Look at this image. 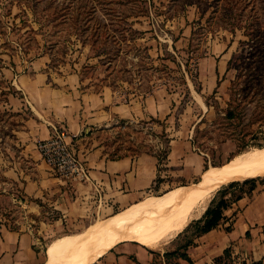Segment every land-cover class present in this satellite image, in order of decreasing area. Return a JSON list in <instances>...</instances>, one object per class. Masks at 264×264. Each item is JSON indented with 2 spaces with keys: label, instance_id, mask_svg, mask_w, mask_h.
I'll use <instances>...</instances> for the list:
<instances>
[{
  "label": "rangeland",
  "instance_id": "rangeland-1",
  "mask_svg": "<svg viewBox=\"0 0 264 264\" xmlns=\"http://www.w3.org/2000/svg\"><path fill=\"white\" fill-rule=\"evenodd\" d=\"M209 57L225 62L214 86L209 85L206 71ZM36 63L60 72H79L89 86H109L122 99H141L159 88L173 97L164 118L120 120L90 133L91 143L111 157L143 151L157 154L162 164L157 185L141 201L201 178L164 177L166 151L173 138L189 135L195 152L205 158L204 168L264 146V0H0V216L11 227L24 224L39 229L43 258L54 239L78 234L127 207L41 231L43 215L27 213L24 199L7 184V168L31 167L15 133L24 112L11 106L20 93L9 72L20 73ZM261 181L264 175L238 177L216 190L205 210L222 197L230 206ZM205 210L154 247L132 242L150 253L155 264H181V258L166 255L183 251L180 247L191 239L195 242L194 221ZM45 216L59 218L55 212ZM231 218L225 225L220 222L226 231L233 225ZM227 248L231 255L226 264H264V258L247 259ZM107 254L93 264H116L104 259Z\"/></svg>",
  "mask_w": 264,
  "mask_h": 264
},
{
  "label": "crops",
  "instance_id": "crops-1",
  "mask_svg": "<svg viewBox=\"0 0 264 264\" xmlns=\"http://www.w3.org/2000/svg\"><path fill=\"white\" fill-rule=\"evenodd\" d=\"M223 63L220 58H205L209 85L217 83ZM9 74L12 85L20 93L19 101L11 106L17 112H24L22 124L15 133L21 147H25L31 167L24 171L13 164L5 170L4 177L24 199L21 201L27 213L43 215L41 231L44 227L68 226L89 214L128 208L154 189L162 165L157 154L143 151L111 157L102 146L91 143L90 133L120 120L164 118L174 100L166 91L159 88L141 99H122L109 86H89L79 72H60L37 63L23 72ZM53 127L67 130V141L78 151L87 169L86 179L67 182L41 159L36 143L48 138ZM165 162V178L188 181L205 170V158L195 152L189 135L170 140ZM52 212L59 218L50 220L45 216ZM224 216V225L233 218L231 229L226 231L220 223L197 237L187 250L193 264H209L227 247L247 259H263L264 181L257 182L249 195L226 208ZM39 234V229L24 224L11 227L0 216V264H43L45 258L39 250ZM120 243L108 250V257L104 259H112L116 264H155L151 254L136 243ZM181 264L190 263L181 259Z\"/></svg>",
  "mask_w": 264,
  "mask_h": 264
},
{
  "label": "bare ground",
  "instance_id": "bare-ground-1",
  "mask_svg": "<svg viewBox=\"0 0 264 264\" xmlns=\"http://www.w3.org/2000/svg\"><path fill=\"white\" fill-rule=\"evenodd\" d=\"M258 175H264V146L206 168L196 182L139 201L78 234L54 239L45 249L43 264H93L121 241L154 247L187 226L191 216L201 215L221 186L238 177Z\"/></svg>",
  "mask_w": 264,
  "mask_h": 264
},
{
  "label": "built area",
  "instance_id": "built-area-1",
  "mask_svg": "<svg viewBox=\"0 0 264 264\" xmlns=\"http://www.w3.org/2000/svg\"><path fill=\"white\" fill-rule=\"evenodd\" d=\"M64 127H53L48 138L37 141L36 147L42 159L67 182L88 177L85 164L81 161L74 146L67 141Z\"/></svg>",
  "mask_w": 264,
  "mask_h": 264
},
{
  "label": "trees",
  "instance_id": "trees-1",
  "mask_svg": "<svg viewBox=\"0 0 264 264\" xmlns=\"http://www.w3.org/2000/svg\"><path fill=\"white\" fill-rule=\"evenodd\" d=\"M227 117H232V112L231 111H227L226 113ZM168 150V148H167ZM167 153V151H166ZM159 158V157H158ZM160 161V159H159ZM207 166H205L206 168ZM208 168V167H207ZM206 170V169H205ZM244 177H253V176H242L239 178H244ZM255 186H253L251 189H254ZM240 197H237V199H239ZM229 207L228 201L225 198H221L219 199L216 204H214L213 206L208 207L202 218H199L197 220L194 221V224L196 226V233H195V237H199L202 234H205L207 232H209L210 230L214 229L223 219H224V210L226 208ZM194 240H189L186 244H184L183 246H181L180 248L183 250L181 252L178 251H173L171 253H167L166 256L169 255H176L178 258L187 260L190 264H193L192 260L190 259V257L187 254V249L194 245ZM230 249L229 248H225L223 250V254L215 257L213 259V264H221L223 261V264H226V261L229 260L230 258ZM167 264H169L168 261H166ZM261 262H259L258 264H260Z\"/></svg>",
  "mask_w": 264,
  "mask_h": 264
}]
</instances>
